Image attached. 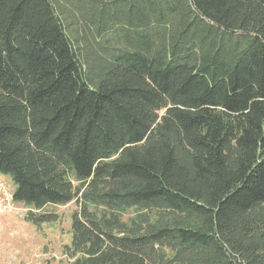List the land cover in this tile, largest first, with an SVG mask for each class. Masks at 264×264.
Wrapping results in <instances>:
<instances>
[{
	"label": "trees",
	"instance_id": "obj_1",
	"mask_svg": "<svg viewBox=\"0 0 264 264\" xmlns=\"http://www.w3.org/2000/svg\"><path fill=\"white\" fill-rule=\"evenodd\" d=\"M0 175L63 264H264V0H0Z\"/></svg>",
	"mask_w": 264,
	"mask_h": 264
},
{
	"label": "rangeland",
	"instance_id": "obj_2",
	"mask_svg": "<svg viewBox=\"0 0 264 264\" xmlns=\"http://www.w3.org/2000/svg\"><path fill=\"white\" fill-rule=\"evenodd\" d=\"M10 192L13 184L8 176L0 175ZM76 202L47 205L45 212L53 213L56 220L34 226L24 219L28 207L11 201L10 207L0 213V264H63L62 246L70 242L71 213ZM130 213L124 215L126 219Z\"/></svg>",
	"mask_w": 264,
	"mask_h": 264
},
{
	"label": "built area",
	"instance_id": "obj_3",
	"mask_svg": "<svg viewBox=\"0 0 264 264\" xmlns=\"http://www.w3.org/2000/svg\"><path fill=\"white\" fill-rule=\"evenodd\" d=\"M12 201V192H10L4 181L0 180V213L10 207Z\"/></svg>",
	"mask_w": 264,
	"mask_h": 264
}]
</instances>
